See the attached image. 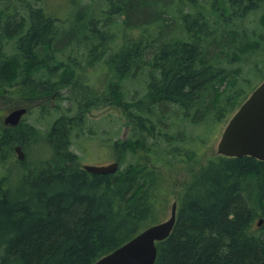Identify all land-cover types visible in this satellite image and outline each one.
I'll list each match as a JSON object with an SVG mask.
<instances>
[{"label":"trees","instance_id":"trees-1","mask_svg":"<svg viewBox=\"0 0 264 264\" xmlns=\"http://www.w3.org/2000/svg\"><path fill=\"white\" fill-rule=\"evenodd\" d=\"M191 1L179 0L180 26L162 38L150 29L156 22L172 24L177 0L143 24L136 23L139 6L155 7L157 0L107 3L100 6V17L75 0L68 2L67 13L72 7L82 13L72 15L70 22H60L45 0H0V99L29 86L41 98L67 89L80 112L59 117L47 129L44 139L55 160L7 168L15 171L13 177L6 169L0 172V264H93L159 222L155 212L165 211L178 186L176 178L167 177L175 164L185 166L189 178L175 200L170 235L156 243L154 264L264 260V162L214 154L199 168L202 154L195 147L197 127L210 131L245 99L237 105L245 94L237 88L240 70H228L219 61L249 50L248 45L257 47V41L242 42L244 34L234 26L262 9L257 22L264 31V0ZM181 3L195 11L183 10ZM122 15L125 19L118 22L115 17ZM70 23L66 33L73 38L60 45L66 34L62 26ZM118 25L123 26L121 42L108 53L111 40L120 34ZM65 50L84 57L88 65L106 57L113 72L107 87L96 93L84 85ZM140 73L145 76L143 96L126 100L124 82ZM107 104L121 109L127 137L106 147L112 162H118L116 172L91 174L69 150L71 134L81 127L87 109ZM181 124L193 129L188 139L170 131ZM30 131L27 124L12 128L1 119L0 160L12 157L16 142L26 148L35 139ZM141 152L147 157L142 162ZM256 217L262 225H256Z\"/></svg>","mask_w":264,"mask_h":264},{"label":"rangeland","instance_id":"rangeland-1","mask_svg":"<svg viewBox=\"0 0 264 264\" xmlns=\"http://www.w3.org/2000/svg\"><path fill=\"white\" fill-rule=\"evenodd\" d=\"M74 1L75 0H45V2L47 3L46 7H50V10H48L53 12L60 20V22H62V20H66L67 18L70 22V17L72 15L75 16L82 13L81 11L78 13V11L80 10L79 7H72L67 13L68 10L66 11L65 7L68 8V2L71 5ZM82 1L83 5L92 7L91 10L96 11L95 13L99 15V17L100 6L107 3L110 4L111 2L123 3V0ZM169 1L170 0H157V3L160 4L155 7L139 6L140 16L139 21H137L136 23L143 24V22L148 21L150 16L154 17L155 12L157 13V11L161 9L163 5H167ZM187 1L192 4L195 2L191 0ZM1 5H3V3H1L0 6ZM39 5H41V3ZM181 5L183 7V10L185 11H195L194 9H190L189 7L185 6L183 3H181ZM168 6L170 7V4ZM179 8L180 4L179 0H177V5H172V9L175 12L174 17L176 18L174 19V17H172V24L165 25L162 22H156V24L153 28L150 29V31L160 32V37L162 38L166 35L172 36V34L174 33V27L180 26V19L182 16H180L178 13ZM261 10L262 9H259L249 13L245 17V19H243V21L235 22L234 26V28L238 32L244 34V37L242 36V42L247 44V42L257 41V43H254L257 44V47L252 49L251 46L248 45L249 47L247 49L249 50L242 51L241 53H239V55L237 53H234L231 55V57L227 56L229 61H227V59H221L219 61L221 66L227 68L228 70H240L241 76L238 78L237 88L239 86V89L244 91L245 94H243V96L239 98L237 105L242 99H246V97L264 78V31L263 29H261L260 25L257 22L260 17ZM115 18L119 22L125 19V15H122V17L119 18ZM71 26V23L69 25L66 24L65 26H62L64 30L63 32L69 33L71 31ZM117 27H120V31L117 28L120 34H118L117 38L115 37V40H111L110 45H108V53L113 52L114 48L119 46L121 42L120 40L123 26L118 25ZM68 33L61 37V40L59 42L60 45L66 42V40L73 38L72 35H69ZM110 34L111 30L108 32V37H110ZM152 37H155V34H153ZM122 39L123 41H126V38ZM64 54L65 58L71 55V57H69V60H72L74 64L78 65L77 69L74 71L77 73V75L79 74V78L84 83V85L89 86L90 88L95 90L94 92L96 93H100L107 87L108 82L113 76V72L111 71V65H107V63H105L106 57H104L100 62H97V59L94 58L91 60L92 63L88 65L86 63L87 61L83 60L84 57H79L73 50H65ZM124 85H126L123 88L126 100L138 97L141 98L144 94L145 76L143 75V73H140L139 75H136L135 78L130 82L125 81ZM28 88L29 89H21L22 92H20V89H16V91L14 90L11 93H5V95H3L5 97L0 99V110L4 111V113L2 114L3 116H1L2 118L0 117V120L3 119V117L6 116L9 111L16 108H21L19 106L32 105L30 111L25 116L23 115L24 117H22L23 119L21 120L19 125L27 124V126L31 130L30 133L35 136V139L26 142V148H22L20 144H17V142L14 141L16 143H14L12 146V157L6 156V158L0 160V172L6 169L8 171L9 177H13L15 171H10L7 168H19L21 163H25L28 166H31L36 163L35 161L41 162L42 164H47L55 160L51 148L44 139V136L48 132L47 129L50 128V125L54 124L55 121L61 116L76 117L80 113L79 111H77V108L75 107L73 101L68 97L70 94L67 89H62L59 92L61 95H58L57 93L51 94V97L48 98L47 104L40 108L39 106H36L34 104L44 98L39 97L37 92H35L34 89H32L30 86ZM95 103L96 102H94L93 104ZM233 113L234 111H232L231 113H227L220 121L214 123V125H212V128H210V131H206V129L204 130L202 125L197 127L196 136L199 137V141L197 144H195V147L197 148L198 152L202 154V160L199 168L205 165L207 160H209L212 155L217 154V144L220 135ZM83 115L84 117L80 123L81 127L73 130L71 134V146L69 150L79 156V165L81 167L83 165H107L111 163L113 161V158L110 156L106 148L107 145H109V143L113 140H123L127 137V128L125 127L126 121L121 113V109L114 104H107L100 109H94L93 107H91L87 109V111H85ZM170 121L171 117L167 119V125L163 128H167ZM170 131H172L173 133H176V131L182 132L184 137L188 139V136H191L193 129L188 125L181 124L179 126L173 125ZM16 146H20L25 155L22 161L17 159V153L14 150ZM138 156L140 157V162L147 159L146 155H144L142 152L138 153ZM13 164L16 167H14ZM157 168L159 169V171L164 172V169L162 167ZM186 170L187 168L185 166L179 164L170 166V173L167 174V177L176 178L178 181V186L175 187L173 194L171 195V198L169 200V204L165 208V211L163 212V210H159L155 212V214L158 215L155 217L158 218L159 222H162L169 217L172 203L176 202L175 200L177 199V196L183 190V187L189 178V176L186 174ZM258 219L259 217H256L255 221ZM260 225H262V223ZM261 230L262 232L264 231V226Z\"/></svg>","mask_w":264,"mask_h":264},{"label":"water","instance_id":"water-1","mask_svg":"<svg viewBox=\"0 0 264 264\" xmlns=\"http://www.w3.org/2000/svg\"><path fill=\"white\" fill-rule=\"evenodd\" d=\"M26 112L24 107L13 109L3 117L2 122L6 126L16 127ZM14 150L17 159L22 161L25 155L21 147L16 146ZM217 154L229 158L249 156L264 162V79L228 120L217 144ZM82 168L91 174H110L116 172L118 162L83 165ZM176 210L177 204L173 202L166 220L145 228L93 264H154L156 243L170 235L176 221ZM261 223L262 220H259L257 225ZM259 264H264V260Z\"/></svg>","mask_w":264,"mask_h":264},{"label":"flooded vegetation","instance_id":"flooded-vegetation-1","mask_svg":"<svg viewBox=\"0 0 264 264\" xmlns=\"http://www.w3.org/2000/svg\"><path fill=\"white\" fill-rule=\"evenodd\" d=\"M14 91V90H13ZM47 102H48V98H44V99H42L41 101H39V102H37V103H35L34 105H36V106H39L40 108H42V106H44L45 104H47ZM19 107H24V108H26L27 109V112H26V114L30 111V108H32V105H26V106H19ZM25 114V115H26ZM24 115V116H25ZM23 116V117H24ZM23 119V118H22ZM13 128V127H12ZM262 162V161H261Z\"/></svg>","mask_w":264,"mask_h":264}]
</instances>
